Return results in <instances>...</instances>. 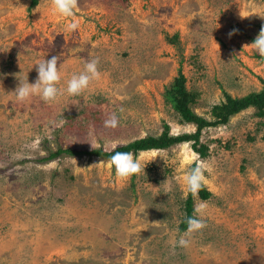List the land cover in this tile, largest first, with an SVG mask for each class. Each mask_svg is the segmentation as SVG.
<instances>
[{
	"label": "rangeland",
	"instance_id": "374dc122",
	"mask_svg": "<svg viewBox=\"0 0 264 264\" xmlns=\"http://www.w3.org/2000/svg\"><path fill=\"white\" fill-rule=\"evenodd\" d=\"M30 3L0 0V264H264V119L253 107L202 130L206 157L189 142L140 151L145 173L127 179L107 158L39 160L91 142L108 151L164 123L193 132L164 100L180 66L192 109L207 119L224 91L259 90L264 56L251 43L264 0H79L75 32L51 0ZM53 56L65 94L17 101L19 79L34 83L35 64ZM96 58L101 78L68 95L67 80ZM112 115L118 125L105 126ZM193 156L212 167V196L193 197L194 208L207 205L206 227L188 233L178 226Z\"/></svg>",
	"mask_w": 264,
	"mask_h": 264
},
{
	"label": "clouds",
	"instance_id": "9594fccd",
	"mask_svg": "<svg viewBox=\"0 0 264 264\" xmlns=\"http://www.w3.org/2000/svg\"><path fill=\"white\" fill-rule=\"evenodd\" d=\"M51 4L56 13L65 18L72 19L73 22L66 26L67 30L72 32L77 31L79 22L75 20V15L79 8V0H51ZM36 11H40L39 6ZM256 14L264 19V13ZM240 15L242 19L248 17L242 12ZM234 32L235 30L230 32L229 35H233ZM251 45L261 56H264V27L261 28L258 36ZM58 60L59 57L53 56L50 59L38 61L35 64L38 75L34 83L28 82V79H19L20 82L15 89L17 101L25 102L33 96H39L43 101L51 103L63 96L65 89L58 87L62 80L61 68L63 65L60 64L58 66ZM98 65L99 58L86 61L84 70L79 74H73L67 80V94L70 96L82 95L89 88L92 81L99 80L101 78V72ZM117 125L118 118L115 115H112L105 121V126L107 127H116ZM91 145L95 149V144L91 142ZM110 159L115 168L116 175L122 179L145 173L146 165L134 158L130 152H116ZM187 163L190 166V171L183 177V180L187 186V190L195 197L207 185L208 180L205 173L211 174L212 167L208 162L201 160L198 156H193ZM206 209V203L201 202L196 205L194 215L187 219L188 233H196L206 227L205 221L202 218H198L203 217ZM178 243L182 247H188L190 241L182 236Z\"/></svg>",
	"mask_w": 264,
	"mask_h": 264
},
{
	"label": "trees",
	"instance_id": "16d2710c",
	"mask_svg": "<svg viewBox=\"0 0 264 264\" xmlns=\"http://www.w3.org/2000/svg\"><path fill=\"white\" fill-rule=\"evenodd\" d=\"M37 2L38 0H31L30 7L35 6ZM169 41L173 42L172 40ZM262 84L259 90L238 97H234L224 91V100L212 105L210 109L211 118L207 119L192 109L191 104L194 102L196 95L187 89L186 77L180 66L172 83L165 89L164 100L179 114L181 121L191 123L195 126L193 132L171 134L169 132V125L164 123L163 130L160 134L146 135L128 143L118 145L108 151L102 148L75 150L58 147L56 150L50 151L48 156L39 158V160H51L61 154L70 156L88 155L110 159L116 152H130L136 157L140 151L164 149L183 142H189L194 152L200 157H206L208 154V146L200 141L201 132L204 128L225 125L233 115L250 107L255 109L254 114L257 117L264 119V80H262ZM197 195L200 199L207 200L212 196V192L205 186ZM194 210L193 195L187 191L186 198L184 199L185 213L178 226L180 232L187 230V219L194 215Z\"/></svg>",
	"mask_w": 264,
	"mask_h": 264
}]
</instances>
